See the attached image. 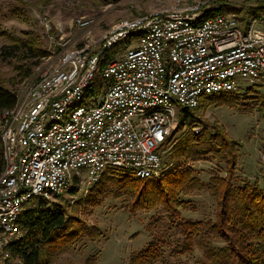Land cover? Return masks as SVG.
Wrapping results in <instances>:
<instances>
[{
	"label": "built area",
	"instance_id": "built-area-1",
	"mask_svg": "<svg viewBox=\"0 0 264 264\" xmlns=\"http://www.w3.org/2000/svg\"><path fill=\"white\" fill-rule=\"evenodd\" d=\"M212 9L180 4L119 19L12 91L14 104L0 111V264L23 236L31 199L93 186L110 168L158 178L172 165H162L160 149L178 125L176 106L234 92L240 79L264 84V18ZM123 41L124 52L100 65Z\"/></svg>",
	"mask_w": 264,
	"mask_h": 264
},
{
	"label": "rangeland",
	"instance_id": "rangeland-1",
	"mask_svg": "<svg viewBox=\"0 0 264 264\" xmlns=\"http://www.w3.org/2000/svg\"><path fill=\"white\" fill-rule=\"evenodd\" d=\"M191 3L221 8L220 12L238 19L264 18V0H0V85L10 91L21 89L41 72L56 66L64 48L98 41L119 19ZM80 17L92 21L80 27L75 23ZM24 41L39 49L40 55L25 58L29 49L21 48ZM91 48L96 49L97 45ZM110 52L112 57L118 58L124 52L123 43ZM31 65V73L23 77V70ZM95 80L98 82V75ZM238 87L234 92L214 94V101H205L204 107L196 109L192 114L193 123L175 133L174 141H170L174 145L171 147L169 143L170 146L162 150L161 159L172 161L171 157L177 155L176 140L183 138L193 127L201 128V133L204 123H216L239 143L233 182H258L263 186L264 84L250 85L240 79ZM181 109L175 107L178 121ZM203 155L182 156L181 165L175 164L158 178L171 179L172 173L180 171L194 177L193 186L176 190L178 199L184 203L173 204L178 211H170L174 215L167 213L161 199H157L154 206L139 207L135 204L137 193L116 188L114 184L106 185L105 192L96 194L100 181L94 187L82 186L72 194L67 192L53 198L51 201L66 204L68 215L97 229V234L92 239L83 234L80 241L59 254L52 264H128L132 254L152 242L157 243L159 255L149 264L208 263V257L197 244L198 238L203 237L204 244L210 249L224 243L210 230L216 220L217 203L207 185L211 176L225 177L226 173L222 162ZM184 220L201 221L204 227L198 234H192L191 249L182 247L183 236L177 228ZM13 260L11 257L10 261Z\"/></svg>",
	"mask_w": 264,
	"mask_h": 264
},
{
	"label": "trees",
	"instance_id": "trees-1",
	"mask_svg": "<svg viewBox=\"0 0 264 264\" xmlns=\"http://www.w3.org/2000/svg\"><path fill=\"white\" fill-rule=\"evenodd\" d=\"M220 10L222 9L217 7L207 13L212 14ZM125 42H122L123 45ZM21 48L29 49L25 58L38 57L41 53L38 51L39 49H34L35 47L28 45L26 41L21 42ZM110 57L111 53L105 55L100 65ZM32 64H36V62ZM31 71L32 65L23 70L22 76L27 77ZM214 99L215 95L205 96L196 108L181 109V119L178 121L176 129L161 146L160 151L170 146L169 143L176 132L193 123L194 116L192 114L196 109L204 107L205 101H214ZM14 102L15 96L12 91L0 85V111L11 107ZM199 123L201 122L199 121ZM203 125L200 134L188 131L183 138L176 140L177 155L171 157L172 161L162 160V165L171 163L172 165L167 169L169 170L175 164L176 166L181 165L185 156L202 154H205L203 156H212L224 164L226 176L213 175L207 185L208 190L215 195L217 203L216 220L210 230L212 234L223 241L224 245L214 246L210 249L204 244L203 237L202 239L198 238L197 244L209 259V262H204V264H264V184L260 186L258 182L246 181L240 184L233 182L232 177L236 169L237 145L239 143L216 123L215 125L208 123ZM182 156L184 157L182 158ZM1 168L0 146V170ZM172 174L171 179H167V177L141 179L135 177L128 170L110 169L105 171L99 179L101 186L97 188L96 194L105 192L106 185L110 187L111 184H114L116 188L137 193L135 204H138L139 207L154 206L157 199H161L165 203L167 213L174 215L170 212L177 211L173 204L178 202L176 206H179L184 203L183 200L178 199L176 190L193 186L195 180L194 177L189 176L188 172L180 171ZM163 179H166L165 183H162ZM75 190L71 189L70 193H74ZM66 208V204L41 197L31 199L19 219L23 236L11 247L12 259L15 260L8 264H52L59 254L66 252L80 241L83 234L90 236L91 239L97 234V229L87 227L83 221L68 215ZM202 224L201 221L191 220L179 223L177 228L183 236V248L191 249L192 234H198L203 230ZM160 241L163 242L162 239ZM156 245L157 243H149L141 251L132 254L128 264L152 263V260L159 255Z\"/></svg>",
	"mask_w": 264,
	"mask_h": 264
}]
</instances>
